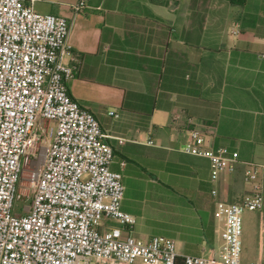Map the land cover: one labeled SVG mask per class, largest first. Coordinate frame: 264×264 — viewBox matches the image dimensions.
<instances>
[{
  "label": "crops",
  "instance_id": "obj_1",
  "mask_svg": "<svg viewBox=\"0 0 264 264\" xmlns=\"http://www.w3.org/2000/svg\"><path fill=\"white\" fill-rule=\"evenodd\" d=\"M78 1L36 8L69 22V93L110 134L123 208L159 203L179 255H220L225 220L211 162L182 148L197 127L239 152L216 183L218 198L240 201L257 184L264 193V0H86L77 12ZM242 222V263L264 264V209L245 210Z\"/></svg>",
  "mask_w": 264,
  "mask_h": 264
},
{
  "label": "built area",
  "instance_id": "obj_2",
  "mask_svg": "<svg viewBox=\"0 0 264 264\" xmlns=\"http://www.w3.org/2000/svg\"><path fill=\"white\" fill-rule=\"evenodd\" d=\"M37 1L0 0V264H174V239L133 234L137 219L122 205L110 134L69 93V22L39 11ZM189 134L182 150L211 162L225 246L220 255L185 254L184 264H243L242 214L264 209L262 186L240 201L218 198L216 183L235 170L239 152L211 144L197 127ZM245 177L255 179L256 169Z\"/></svg>",
  "mask_w": 264,
  "mask_h": 264
},
{
  "label": "rangeland",
  "instance_id": "obj_3",
  "mask_svg": "<svg viewBox=\"0 0 264 264\" xmlns=\"http://www.w3.org/2000/svg\"><path fill=\"white\" fill-rule=\"evenodd\" d=\"M30 165L25 167V174L31 169ZM124 182V180H123ZM27 203L22 200L16 201V206L20 207L22 204ZM132 204V214L136 217L137 221L133 229L140 228L141 232L133 234L142 238H151L153 236H166L167 220L166 209L159 203H127ZM258 211V210H257ZM257 214V212H256ZM247 215V213L245 214ZM254 215V214H253Z\"/></svg>",
  "mask_w": 264,
  "mask_h": 264
},
{
  "label": "trees",
  "instance_id": "obj_4",
  "mask_svg": "<svg viewBox=\"0 0 264 264\" xmlns=\"http://www.w3.org/2000/svg\"><path fill=\"white\" fill-rule=\"evenodd\" d=\"M174 264H184L183 255H177L176 258H175Z\"/></svg>",
  "mask_w": 264,
  "mask_h": 264
}]
</instances>
